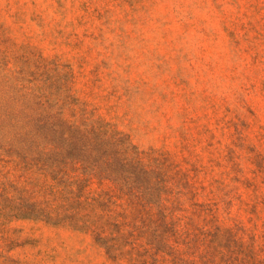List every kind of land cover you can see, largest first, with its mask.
I'll use <instances>...</instances> for the list:
<instances>
[{"label": "rangeland", "instance_id": "374dc122", "mask_svg": "<svg viewBox=\"0 0 264 264\" xmlns=\"http://www.w3.org/2000/svg\"><path fill=\"white\" fill-rule=\"evenodd\" d=\"M0 264H264V0H0Z\"/></svg>", "mask_w": 264, "mask_h": 264}, {"label": "trees", "instance_id": "16d2710c", "mask_svg": "<svg viewBox=\"0 0 264 264\" xmlns=\"http://www.w3.org/2000/svg\"><path fill=\"white\" fill-rule=\"evenodd\" d=\"M167 228L170 230V229H174L175 230V228L173 227V225H167ZM204 229H206L205 231H203L204 233V235L206 236V238L207 239H210L209 240V247H208V249L213 245V243L214 242H216V240L219 238V235H220V232L222 231L220 228L219 229H214V230H212V229H210V228H208L207 226H204ZM161 238H163V237H161ZM165 245L163 244V245H161V248H157V250L159 251V250H162L163 249V247H164ZM113 247L111 246V247H109V249H112ZM172 251H169V253H171ZM156 254H159V253H156Z\"/></svg>", "mask_w": 264, "mask_h": 264}]
</instances>
